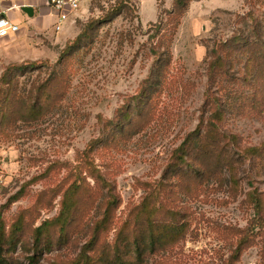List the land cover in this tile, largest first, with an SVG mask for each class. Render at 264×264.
Listing matches in <instances>:
<instances>
[{
	"label": "rangeland",
	"instance_id": "374dc122",
	"mask_svg": "<svg viewBox=\"0 0 264 264\" xmlns=\"http://www.w3.org/2000/svg\"><path fill=\"white\" fill-rule=\"evenodd\" d=\"M118 1L92 0L86 17L78 23L79 36L95 22L89 29V37L72 50L73 69L67 98L43 121L6 127L0 123V211L49 165L58 161L74 163L77 153L84 151L90 141L105 140L107 133L102 120L115 119L117 111L140 94L147 80L154 87L159 83V66L151 48L156 40H150L152 26L158 20L146 22L157 19L159 13L167 31L168 14L175 0H158V10L156 0H143L142 6L138 0H128L130 11L112 16L110 13ZM255 28L264 31V0H201L189 4L170 46L172 64L163 78L165 88L160 91L158 100L160 119L118 150L104 149L101 145L96 153L100 170L111 174L109 180L123 201L116 214L119 223L125 219L128 206L139 204L143 199L144 190L137 188L138 181L162 180L172 151L199 127L206 111L211 51L237 34L251 38ZM66 34L62 31L57 36L64 38ZM19 35L0 48V77L9 66L32 62L41 65L13 72L10 87L23 95L33 83L51 75L67 43L72 44L78 36L72 35L59 44L55 38L52 42L47 38L33 40ZM234 62L235 68L230 70L229 77L222 78L220 86L212 87L220 89L219 94L224 98V131L239 137L240 147L232 151L238 158L243 149L264 145V108H253L252 86L248 83L255 81V77L251 73L245 75L247 57L238 55ZM8 89L4 87V92ZM0 107L1 112L6 113L4 100ZM259 165L247 161L240 167L237 196H234L229 175L224 173L221 180L207 182L197 199L183 197L180 208L188 218V221L185 219L188 233L184 241L169 251L148 254L133 264H228L236 249L237 230L251 228L256 218L254 209L246 202V195L254 190L264 193V167ZM54 179L52 176L51 180L29 187L19 201L4 209L2 214L7 224L12 223L21 209L30 207L33 197L49 187ZM55 205L53 211H42L36 227L57 215L59 206ZM100 216V210H96L91 220ZM114 237L115 231L109 241ZM88 239L85 232L75 237L70 246L42 254L37 264H51L58 258L74 259ZM261 242L257 239L237 264H264ZM0 255L2 264H31L29 258L34 251L28 252L21 244L7 242Z\"/></svg>",
	"mask_w": 264,
	"mask_h": 264
},
{
	"label": "trees",
	"instance_id": "16d2710c",
	"mask_svg": "<svg viewBox=\"0 0 264 264\" xmlns=\"http://www.w3.org/2000/svg\"><path fill=\"white\" fill-rule=\"evenodd\" d=\"M192 1L201 0H175L168 14L167 31L163 28L161 15L152 26L154 31L150 40H156L151 48L159 66V83L154 87L147 80L141 86L140 94L117 111L115 119L102 120L107 133L105 140L90 141L84 151L77 153L74 163L58 161L49 165L41 176L33 177L8 200L3 210L19 201L29 187L55 176L51 185L36 194L30 207L21 209L11 224H7L3 210L0 211V254L7 242L21 244L28 252L34 251L29 260L31 264H37L42 254L57 247H68L75 237L86 232L89 239L76 258L68 261L58 258L51 264H133L148 254L169 251L184 241L188 233L185 219L188 221V218L180 208L183 197L197 199L207 182L221 180L224 173L229 175L234 196H237L239 170L243 163L251 161L264 167V145L243 149L238 158L234 156L233 148L240 147L239 137L224 131V98L219 94L220 89L212 87L220 86V80L229 77L238 55H245V75L251 73L255 77V81L248 83L252 86L253 108H264V31L255 28L251 38L237 34L227 42L217 44L211 51L206 111L200 118L199 127L172 151L162 180L138 181L137 188L144 190L142 201L130 204L125 219L120 223L117 219L116 214L123 201L109 180L111 174L100 170L96 153L101 145L104 149L118 150L160 119L158 100L160 91L165 88L163 78L172 64L170 46ZM128 4V0H119L110 15L130 11ZM94 24L88 25L72 44L67 43L58 68H52L51 75L44 81L33 83L27 94L21 95L11 89L13 72L41 65L32 62L9 66L5 70L0 77V104L4 100L8 109L5 113L0 107L1 124L6 127L43 121L67 98L73 69L72 50L89 37V29ZM4 87H9L7 92H4ZM246 202L254 209L256 218L251 222V228L237 230L236 249L228 264H237L257 239L262 241L261 257L264 261V193L251 191L246 195ZM55 203L59 206L57 215L36 227L42 211H53ZM96 210H100L101 216L93 221L91 216ZM113 231L115 237L110 242Z\"/></svg>",
	"mask_w": 264,
	"mask_h": 264
},
{
	"label": "crops",
	"instance_id": "0c3cea01",
	"mask_svg": "<svg viewBox=\"0 0 264 264\" xmlns=\"http://www.w3.org/2000/svg\"><path fill=\"white\" fill-rule=\"evenodd\" d=\"M53 1L54 0H0V15L7 17L20 28L17 34L11 35L8 38H0V48L9 40L15 39L19 34L20 37L26 36V39L32 38L33 40L38 37L47 38L49 40L55 38L59 44H63L69 40L72 35L77 37L79 34L77 28L78 23L86 17L88 7L92 0H81L80 10L70 13L69 19L59 32L56 31L58 16L53 8ZM138 1L142 6L143 0ZM156 1L158 10V0ZM81 8L85 10L82 11ZM158 19L159 13L157 19H153V21L149 22L147 21L146 23H154ZM62 31L67 33L64 38L57 36V34ZM51 41L55 42L54 40Z\"/></svg>",
	"mask_w": 264,
	"mask_h": 264
},
{
	"label": "built area",
	"instance_id": "2783aa9c",
	"mask_svg": "<svg viewBox=\"0 0 264 264\" xmlns=\"http://www.w3.org/2000/svg\"><path fill=\"white\" fill-rule=\"evenodd\" d=\"M81 0H54L53 8L57 12L58 22L56 31L62 29V25L69 19L70 13L77 12L80 8ZM20 31L19 26L15 25L7 17L0 15V38H8Z\"/></svg>",
	"mask_w": 264,
	"mask_h": 264
}]
</instances>
